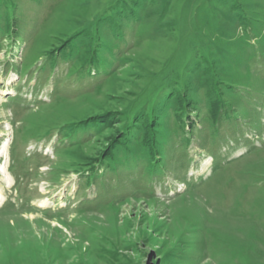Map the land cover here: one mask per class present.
<instances>
[{
	"label": "rangeland",
	"instance_id": "obj_1",
	"mask_svg": "<svg viewBox=\"0 0 264 264\" xmlns=\"http://www.w3.org/2000/svg\"><path fill=\"white\" fill-rule=\"evenodd\" d=\"M0 264H264V0H0Z\"/></svg>",
	"mask_w": 264,
	"mask_h": 264
}]
</instances>
